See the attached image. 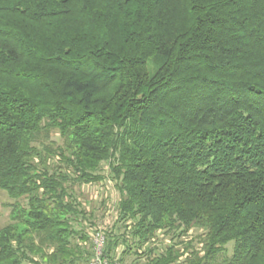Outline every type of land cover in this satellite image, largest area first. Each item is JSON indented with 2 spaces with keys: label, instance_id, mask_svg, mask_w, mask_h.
Listing matches in <instances>:
<instances>
[{
  "label": "trees",
  "instance_id": "16d2710c",
  "mask_svg": "<svg viewBox=\"0 0 264 264\" xmlns=\"http://www.w3.org/2000/svg\"><path fill=\"white\" fill-rule=\"evenodd\" d=\"M105 179L109 259L264 264V0H0V264H88Z\"/></svg>",
  "mask_w": 264,
  "mask_h": 264
},
{
  "label": "rangeland",
  "instance_id": "374dc122",
  "mask_svg": "<svg viewBox=\"0 0 264 264\" xmlns=\"http://www.w3.org/2000/svg\"><path fill=\"white\" fill-rule=\"evenodd\" d=\"M52 138L54 140H58V134L53 133ZM106 167L104 166V169ZM105 177V176H104ZM113 182L111 180L105 179L101 182L98 183H93L92 185L86 186L87 189H84L85 193L84 196L88 197L87 199H92L89 202L93 201L94 205L98 207V210L102 211L101 215H99L98 221L95 220L97 224H100L102 222L103 227L105 226V223L109 221L108 217L114 214L113 206L116 201L117 193L114 187L112 186ZM102 201H105L102 203ZM10 203L11 199L8 198L7 194L0 190V227L4 226L5 224L8 223L9 216H10ZM89 205V204H88ZM96 207V208H97ZM104 214H107L105 218L107 219H101L104 217ZM101 217V218H100ZM101 219V221L99 220ZM104 220V221H103ZM93 221V220H92ZM84 221L83 223H85ZM95 222L94 225H88L87 228L88 231L91 232L93 228H95ZM105 230V229H104ZM197 229L192 228L191 230L188 231L185 235H182L176 239H173L174 243L179 242L181 239L183 240L182 244L177 243L176 245L178 247H182L184 244H187V241L191 240L193 244L197 243V238H195V235L197 234ZM199 233V232H198ZM186 236V237H185ZM170 237V236H168ZM171 240V242L173 243ZM168 240L166 241V243ZM198 245V244H196Z\"/></svg>",
  "mask_w": 264,
  "mask_h": 264
},
{
  "label": "built area",
  "instance_id": "2783aa9c",
  "mask_svg": "<svg viewBox=\"0 0 264 264\" xmlns=\"http://www.w3.org/2000/svg\"><path fill=\"white\" fill-rule=\"evenodd\" d=\"M92 255L88 264H120L116 259L111 260L104 254L105 235L102 227L92 233Z\"/></svg>",
  "mask_w": 264,
  "mask_h": 264
},
{
  "label": "crops",
  "instance_id": "0c3cea01",
  "mask_svg": "<svg viewBox=\"0 0 264 264\" xmlns=\"http://www.w3.org/2000/svg\"><path fill=\"white\" fill-rule=\"evenodd\" d=\"M101 212L102 211H100V209L99 210L97 209L94 212V216L91 218V220H93V222H95V220L98 221L99 215L102 214ZM106 216H107V214H104V217L103 218L100 217V218L105 220V219H107V218H105ZM110 217L111 216H109V218H108L109 220H110ZM101 219H99V220L101 221ZM95 225L101 227L103 224H102V222L100 224H97L95 222ZM84 231L90 234V231L88 232L87 228H85ZM77 239H78V237H77ZM79 243H81V242H79ZM86 246L88 247L89 245L87 244ZM89 250L91 251V248H89ZM113 254L117 260H119V259L121 260V264H142L138 260H134L135 256L128 253V248L126 249V246H124V244H122V243L117 246V248L115 249Z\"/></svg>",
  "mask_w": 264,
  "mask_h": 264
}]
</instances>
